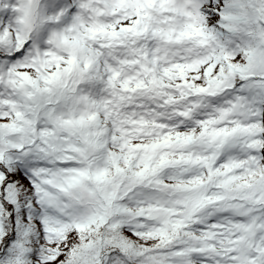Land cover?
Wrapping results in <instances>:
<instances>
[{
	"label": "snow or ice",
	"instance_id": "obj_1",
	"mask_svg": "<svg viewBox=\"0 0 264 264\" xmlns=\"http://www.w3.org/2000/svg\"><path fill=\"white\" fill-rule=\"evenodd\" d=\"M0 264H264V0H0Z\"/></svg>",
	"mask_w": 264,
	"mask_h": 264
}]
</instances>
